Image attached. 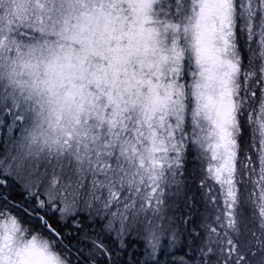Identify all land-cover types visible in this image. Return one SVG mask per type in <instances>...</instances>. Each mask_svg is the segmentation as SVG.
<instances>
[{
  "label": "snow or ice",
  "instance_id": "snow-or-ice-1",
  "mask_svg": "<svg viewBox=\"0 0 264 264\" xmlns=\"http://www.w3.org/2000/svg\"><path fill=\"white\" fill-rule=\"evenodd\" d=\"M0 131V264H264V0H0Z\"/></svg>",
  "mask_w": 264,
  "mask_h": 264
},
{
  "label": "trees",
  "instance_id": "trees-1",
  "mask_svg": "<svg viewBox=\"0 0 264 264\" xmlns=\"http://www.w3.org/2000/svg\"><path fill=\"white\" fill-rule=\"evenodd\" d=\"M4 138H5V132L0 131V143L3 142ZM194 171L197 172V177H198V175H199L198 165L192 160L191 157H189V161H188L187 166H186V176H185L184 189L182 191H178L176 188H174V190L172 192L174 196H173L172 200L170 201V203L174 204L179 209H185L186 210V208H188L187 210H189L190 209V203L194 202V203H196L198 208H200L199 211L202 212L203 211V202L200 199V194H199V190H198V179H197V177L193 176ZM166 196H169L168 192H167ZM166 214H167V216L174 218L168 210V204L166 205ZM184 216H187L186 213H184L181 217H184ZM175 219L177 220V223L179 226L180 218L178 217ZM198 222L199 221H195V219L193 218V223H189L188 225H186L184 227L186 229H191ZM130 236L138 237L135 232H133ZM137 241H138V243L141 244L139 237L137 238ZM127 242H128V245H131L132 240L128 239Z\"/></svg>",
  "mask_w": 264,
  "mask_h": 264
},
{
  "label": "bare ground",
  "instance_id": "bare-ground-1",
  "mask_svg": "<svg viewBox=\"0 0 264 264\" xmlns=\"http://www.w3.org/2000/svg\"><path fill=\"white\" fill-rule=\"evenodd\" d=\"M188 208L185 209H179L177 208L174 204L170 203L168 204V210L170 212V214L172 216H177L179 218H181V216L186 213V215L189 214V212L191 211V213H193V218L195 219V221H199V209L198 206L196 205V203L191 202L190 203V209L187 210ZM136 236H129L128 239L132 240L131 245H129V251H132L134 248H136L138 245H140V243H138ZM124 259L126 260L127 257H124Z\"/></svg>",
  "mask_w": 264,
  "mask_h": 264
},
{
  "label": "rangeland",
  "instance_id": "rangeland-1",
  "mask_svg": "<svg viewBox=\"0 0 264 264\" xmlns=\"http://www.w3.org/2000/svg\"><path fill=\"white\" fill-rule=\"evenodd\" d=\"M2 139V138H1ZM173 190H174V188H170V190L168 191V195L169 196H166V205L167 204H169L170 203V201L172 200V198H173ZM174 218H178L177 216H173Z\"/></svg>",
  "mask_w": 264,
  "mask_h": 264
}]
</instances>
